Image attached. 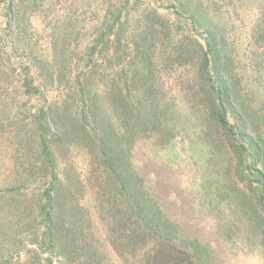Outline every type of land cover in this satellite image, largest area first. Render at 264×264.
Segmentation results:
<instances>
[{"label": "trees", "instance_id": "trees-1", "mask_svg": "<svg viewBox=\"0 0 264 264\" xmlns=\"http://www.w3.org/2000/svg\"><path fill=\"white\" fill-rule=\"evenodd\" d=\"M249 1L256 12L250 29L251 45L256 49L251 52L257 55L261 69L264 0ZM0 2L4 3L8 27L24 37L32 16L27 11L37 0ZM91 2L98 7V16L91 25L92 37L80 42L87 49L82 62L73 67L67 62L53 69L50 58H36L39 61L34 74H25L22 84L27 92H39L42 101L33 120L37 125V146L43 156L41 169L47 176V186L40 197L46 240L55 236L58 207L62 228L69 222L71 229L64 232V238L72 239L70 248L62 247L66 258L70 262H75V258L82 264L93 259L88 247L74 244L78 242L79 227L70 213L78 212L80 207L74 206L83 201L81 195L89 186L94 188L95 201L108 216L106 228L114 231L117 225V229L126 231L122 238L136 241L139 251L163 245L183 255L187 253V238H196L185 230L179 217L171 219V194L164 193L166 180L152 170L141 174L140 169L146 170V165L139 167L132 161L137 157V148L144 147L147 158L152 157L153 141L159 140L156 144L163 147L178 137L188 149L193 141L202 140L201 151L208 161L205 168L214 167L217 171L216 159L225 158L229 164L233 161L239 179L258 187L255 200L264 213V169L258 165L263 157V138L249 113L250 101L240 90L246 79L233 65L227 49V27L231 26V19L234 21L228 8L235 13L236 2L243 1L140 0V6L139 0ZM222 7L225 12L220 11ZM64 18H60L64 30L78 22ZM52 43L53 49L59 47L61 55L70 54L69 34L62 33ZM99 45L103 49L97 51ZM53 49L52 59L58 55ZM95 55L100 56L99 63ZM54 77L58 90L48 98L45 84ZM34 81L37 86H33ZM173 87L176 90L170 95L166 88ZM179 108L182 115L191 113L192 122L196 123L192 135L183 133L182 123H178L181 118L174 110ZM78 141L86 156L91 157H87L88 174H67L75 184L64 187L57 172L58 155L61 150L66 151L65 145ZM32 160L29 165L35 167ZM195 164L197 169H203L198 161ZM209 180L213 186L218 184L227 197L226 190L232 184L229 179ZM187 256L190 264L192 256Z\"/></svg>", "mask_w": 264, "mask_h": 264}, {"label": "rangeland", "instance_id": "rangeland-1", "mask_svg": "<svg viewBox=\"0 0 264 264\" xmlns=\"http://www.w3.org/2000/svg\"><path fill=\"white\" fill-rule=\"evenodd\" d=\"M91 1L94 2L37 0L27 11L32 16L24 29V37L8 27L4 3L0 2V264H82L75 258V262L66 258L62 247L70 248L72 239L64 238V232L71 229L69 222L62 228L58 207L55 209V236L51 241L45 238L40 197L47 186V176L41 169L43 156L37 146V125L33 120L42 101L39 92L33 89L27 92L22 84L25 74L28 73V77L34 74L39 61L36 58H50L53 69L67 62L69 67L82 62L87 49L80 42L85 37H92L94 29L91 25L98 16V7ZM242 1L236 2L235 13L228 8L234 21L231 19V26L227 27V49L234 59L233 65L239 67L246 79L242 83L244 89L240 90L250 101L249 113L263 138V157L258 165L264 169V66L258 68L257 55L251 52L255 48L250 36L251 24L256 17L254 6L249 0ZM220 11L225 12L224 7ZM65 16L78 22L64 30L60 18L65 19ZM62 33L70 37L68 56L61 55L59 47L53 49L52 41ZM52 49L58 54L54 59ZM96 49L102 50V45ZM94 58L100 62V56ZM161 72L164 78V71ZM52 80L48 78L45 84L48 98L58 90L57 77ZM33 86H37L35 81ZM166 90L171 95L176 89ZM174 114L181 118L178 123H182L183 133L192 135L196 123L192 122L191 113L186 112L188 117L185 118L179 108ZM158 141H153L157 147L153 146L152 157L147 158L141 146L132 161L139 163V167L146 165V170L140 169L141 174L152 170L166 180L164 193L171 194L168 200L171 219L179 217L185 230L196 238L186 240L187 253L192 256L190 264H264V213L255 200L258 187L239 179L235 167H232L233 161L229 164L225 158H215L219 167L217 171L214 167L205 168L208 161L201 151L202 140L193 141L189 149L179 137L163 147L156 144ZM65 146L68 152L61 150L57 159V172L64 187L75 184L67 174H80L81 177L88 174L87 157L91 158L86 156L87 152L79 141ZM30 158L35 167L29 165ZM195 160L203 169L196 168ZM210 177L232 182L226 190L227 197L218 184H210ZM94 193V188L88 186L81 195L83 201L74 206L80 207L78 212H70L73 223L79 227L76 229L78 242L74 244L88 247L93 257L87 264H160L158 260L161 264H189L187 253L184 256L163 245L139 251L136 241L122 238L126 231L117 229V225L114 231L107 229L108 216L98 206ZM65 219L69 220L66 216Z\"/></svg>", "mask_w": 264, "mask_h": 264}]
</instances>
